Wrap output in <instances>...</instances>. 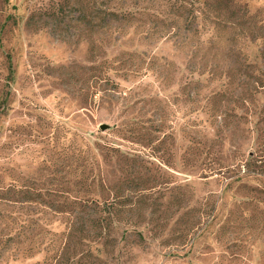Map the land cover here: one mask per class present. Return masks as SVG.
I'll use <instances>...</instances> for the list:
<instances>
[{"label": "rangeland", "instance_id": "374dc122", "mask_svg": "<svg viewBox=\"0 0 264 264\" xmlns=\"http://www.w3.org/2000/svg\"><path fill=\"white\" fill-rule=\"evenodd\" d=\"M0 264H264V0H0Z\"/></svg>", "mask_w": 264, "mask_h": 264}, {"label": "trees", "instance_id": "16d2710c", "mask_svg": "<svg viewBox=\"0 0 264 264\" xmlns=\"http://www.w3.org/2000/svg\"><path fill=\"white\" fill-rule=\"evenodd\" d=\"M180 1V6H183L184 0H179Z\"/></svg>", "mask_w": 264, "mask_h": 264}]
</instances>
